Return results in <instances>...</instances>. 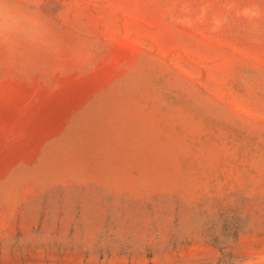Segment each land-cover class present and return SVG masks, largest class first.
<instances>
[{
  "label": "rangeland",
  "instance_id": "rangeland-1",
  "mask_svg": "<svg viewBox=\"0 0 264 264\" xmlns=\"http://www.w3.org/2000/svg\"><path fill=\"white\" fill-rule=\"evenodd\" d=\"M4 11L0 264H264V0Z\"/></svg>",
  "mask_w": 264,
  "mask_h": 264
},
{
  "label": "clouds",
  "instance_id": "clouds-1",
  "mask_svg": "<svg viewBox=\"0 0 264 264\" xmlns=\"http://www.w3.org/2000/svg\"><path fill=\"white\" fill-rule=\"evenodd\" d=\"M5 0H0V21H2L5 16H7L12 24L18 26L19 28L27 27L28 21L25 17L17 15L16 13H6L4 11Z\"/></svg>",
  "mask_w": 264,
  "mask_h": 264
},
{
  "label": "bare ground",
  "instance_id": "bare-ground-1",
  "mask_svg": "<svg viewBox=\"0 0 264 264\" xmlns=\"http://www.w3.org/2000/svg\"><path fill=\"white\" fill-rule=\"evenodd\" d=\"M100 135H101V134H100ZM96 138L99 139L100 136H99V138L96 136ZM102 138H103V136H102ZM102 138H101V139H102ZM95 140H96V139H95ZM119 148H120V147H119ZM86 150H89V151H90V149H86ZM119 150H121V149H119ZM119 150H118V151H119ZM116 151H117V148H116ZM69 153H70V152H69ZM118 153H119V152H118ZM121 153H122V152H121ZM86 154H88V152H86L84 155H86ZM82 160H83V158H82ZM56 162H58V161H54L53 163H56ZM169 172H170V175H171V171H170V170H169ZM175 173H176V172H175ZM175 173L173 172L174 175H177V173H176V174H175ZM179 175H180V174H179ZM179 175H177V176H179ZM175 177H176V176H175ZM173 178H174V176H173ZM176 179H177V178H176Z\"/></svg>",
  "mask_w": 264,
  "mask_h": 264
}]
</instances>
